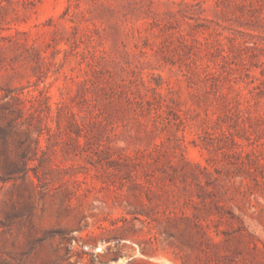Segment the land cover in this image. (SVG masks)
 I'll return each instance as SVG.
<instances>
[{
  "label": "rangeland",
  "instance_id": "rangeland-1",
  "mask_svg": "<svg viewBox=\"0 0 264 264\" xmlns=\"http://www.w3.org/2000/svg\"><path fill=\"white\" fill-rule=\"evenodd\" d=\"M0 264H264V0H0Z\"/></svg>",
  "mask_w": 264,
  "mask_h": 264
}]
</instances>
